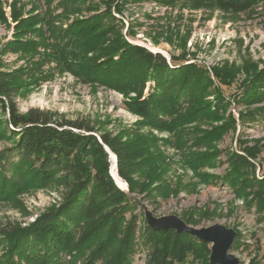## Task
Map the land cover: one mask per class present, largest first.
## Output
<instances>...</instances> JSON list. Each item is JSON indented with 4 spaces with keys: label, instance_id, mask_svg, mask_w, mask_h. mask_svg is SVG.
I'll list each match as a JSON object with an SVG mask.
<instances>
[{
    "label": "rangeland",
    "instance_id": "obj_1",
    "mask_svg": "<svg viewBox=\"0 0 264 264\" xmlns=\"http://www.w3.org/2000/svg\"><path fill=\"white\" fill-rule=\"evenodd\" d=\"M22 1L27 2L28 10L29 1ZM89 1L96 3L86 1L82 15L95 16L94 29L102 34L99 55L85 56V67L102 56L112 55L117 60L120 52L114 45L120 37L159 52L167 67L158 66L152 74L147 67L135 68L133 79L112 78L116 68L113 63L103 73L89 72L90 77L85 68L82 77L56 71L49 79H28L30 70H26L21 79H9L16 87L12 100L17 111L38 107L66 119H88L97 133L131 131L143 135L153 144L149 157L158 158L154 176L168 175L175 184L178 180L181 183L177 184V194L165 201L160 196L141 199L154 215L181 217L184 212H207L209 217L196 226L222 223L234 228L239 233V246L232 252L240 263L254 260L264 264V0L243 12L224 10L216 0H193L195 6L192 0ZM4 2L10 18L11 0ZM11 35L12 22L10 27L0 22V41L6 42ZM17 55L12 51L2 53L1 68L13 70L24 64ZM51 66L55 63L42 69ZM155 74L159 79H177L169 88L171 99H175L171 111L159 112L160 124L131 109L132 101L140 95L144 98L153 93L158 77ZM219 79L230 85L220 84ZM7 116L8 108L0 105V118ZM10 143L0 140V150ZM234 155L246 157L254 166H239L234 171ZM110 173L119 178L113 154ZM134 179L139 187L144 181L137 174ZM60 201L61 189L51 185L0 200V229L17 223L27 226ZM128 212L138 216L139 230L129 261L142 264L143 210L138 205Z\"/></svg>",
    "mask_w": 264,
    "mask_h": 264
},
{
    "label": "trees",
    "instance_id": "obj_2",
    "mask_svg": "<svg viewBox=\"0 0 264 264\" xmlns=\"http://www.w3.org/2000/svg\"><path fill=\"white\" fill-rule=\"evenodd\" d=\"M28 1L30 7L25 11L27 2L11 0L8 18L0 0V22L6 27L14 23L11 38L0 41V105L8 108L7 118H0V140L11 141L0 150V200L13 199L30 188L51 185L61 189V201L45 209L27 226L17 223L0 229V264H131L129 254L137 244L139 230L138 216L128 211L138 205L117 186L110 173L109 152L116 156L119 178L127 183L131 193L141 194V199L160 196L165 201L177 194L180 180L175 184L168 175L154 176L158 158L149 157L153 144L143 135H133L131 131L97 133L88 119H66L38 107L19 113L12 100L16 87L9 79H21L26 70H30L28 79H49L56 71L82 77L85 68L90 77L95 70L103 73L110 63L116 64L112 78L133 79L135 68L147 67L152 74L158 66L167 67V61L159 52L153 53L120 37L121 41L114 45V50L120 52L117 60L112 55L102 56L85 67V56L99 55L102 31L94 29L95 16L82 15V5L86 1L96 2ZM216 1L224 10L243 12L258 0ZM7 51L17 53V58L25 63L13 70L2 69L1 55ZM51 62L55 66L50 70L42 69ZM155 75L158 77L153 93L144 98L140 95L132 101L131 109L142 117L155 118L160 124L159 112L171 111L175 99H171L173 92L169 88L177 79H159ZM219 83L230 85L220 79ZM218 90L221 96L222 90ZM233 157L234 171L239 166H254L244 156ZM135 174L144 180L140 187ZM207 217L209 214L204 211L181 215L186 223L195 226ZM140 229L145 252L142 264H210L209 243L173 228L153 230L145 219ZM238 246L239 233L231 249ZM250 264L257 263L251 260Z\"/></svg>",
    "mask_w": 264,
    "mask_h": 264
},
{
    "label": "water",
    "instance_id": "obj_3",
    "mask_svg": "<svg viewBox=\"0 0 264 264\" xmlns=\"http://www.w3.org/2000/svg\"><path fill=\"white\" fill-rule=\"evenodd\" d=\"M107 150L108 148L105 147ZM109 151V150H108ZM112 155L111 152H109ZM116 161V156L113 154ZM117 186L131 198L137 205L141 207L144 219L151 229L158 231H166L169 228L175 229L177 232H184L210 244L209 263L210 264H241L237 255L232 252V245L237 236L234 228L228 227L222 223H212L206 226H195L186 223L180 216L176 214H167L156 216L141 200L140 197L129 191L125 181L120 184L116 177L112 175Z\"/></svg>",
    "mask_w": 264,
    "mask_h": 264
},
{
    "label": "bare ground",
    "instance_id": "obj_4",
    "mask_svg": "<svg viewBox=\"0 0 264 264\" xmlns=\"http://www.w3.org/2000/svg\"><path fill=\"white\" fill-rule=\"evenodd\" d=\"M113 159H114V158H113ZM115 172H116V170H115ZM114 176L116 177L117 181H118L120 184L123 183V181H122V183L120 182V180H119L120 178H118L116 174H115Z\"/></svg>",
    "mask_w": 264,
    "mask_h": 264
},
{
    "label": "crops",
    "instance_id": "obj_5",
    "mask_svg": "<svg viewBox=\"0 0 264 264\" xmlns=\"http://www.w3.org/2000/svg\"><path fill=\"white\" fill-rule=\"evenodd\" d=\"M9 9H10V7H9ZM14 25V23H12V26Z\"/></svg>",
    "mask_w": 264,
    "mask_h": 264
}]
</instances>
